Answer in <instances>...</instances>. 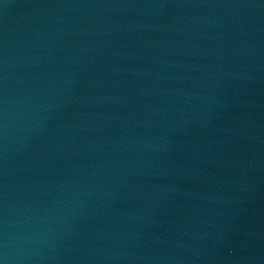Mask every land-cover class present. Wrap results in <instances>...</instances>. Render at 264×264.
Listing matches in <instances>:
<instances>
[{"label": "water", "instance_id": "obj_1", "mask_svg": "<svg viewBox=\"0 0 264 264\" xmlns=\"http://www.w3.org/2000/svg\"><path fill=\"white\" fill-rule=\"evenodd\" d=\"M0 264H264V0H0Z\"/></svg>", "mask_w": 264, "mask_h": 264}]
</instances>
